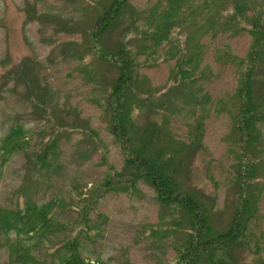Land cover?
<instances>
[{"label":"rangeland","instance_id":"1","mask_svg":"<svg viewBox=\"0 0 264 264\" xmlns=\"http://www.w3.org/2000/svg\"><path fill=\"white\" fill-rule=\"evenodd\" d=\"M237 1L194 0L166 13L169 0H130L104 40L116 48L127 27L137 25L127 36L128 45L140 50L134 58L136 94L128 101L132 137L148 141L154 154L163 150L172 158L183 186L207 208L213 230L230 225L241 191L239 171L246 162L252 166L246 239L219 251L217 258L223 264H256L264 259V44L253 82L261 118L250 145L237 116L242 73L261 35L253 28L264 25V0H243L247 7L240 13ZM110 2L0 0V205L40 204L57 196L67 203L55 201L51 215L63 226L47 240L48 247L35 250L45 264L52 260L48 251L83 227L76 219L90 204L92 189L130 171L109 110L118 65L89 49L90 30ZM158 22L165 25L160 44L152 34ZM182 66L189 77L182 75ZM17 125L26 141L2 164L4 138ZM52 139L57 144L50 165L37 175L29 152ZM90 207L86 225L94 227L79 238L91 261L174 264L177 247L187 237L183 210L159 202L144 181L134 190L115 186ZM10 235L16 239L14 230ZM5 239L0 230V264H21L11 259ZM198 264L216 263L201 259Z\"/></svg>","mask_w":264,"mask_h":264},{"label":"trees","instance_id":"2","mask_svg":"<svg viewBox=\"0 0 264 264\" xmlns=\"http://www.w3.org/2000/svg\"><path fill=\"white\" fill-rule=\"evenodd\" d=\"M210 1L215 3L216 0ZM184 3L193 5L194 0H169L170 7H166V13L175 12L177 6L181 7ZM205 3L208 4L209 0H205ZM128 4H130V0H111L110 4L102 9L99 18L90 30L89 49L98 59L114 62L118 65L119 75L112 92L109 94V110L114 120L112 132L122 147L124 160L130 171L126 175L115 173L112 178L106 180L103 187L92 189L91 196H89L90 204L81 209V219H76V223L78 225L83 224V227L70 237L66 243L61 245L59 249L48 251L52 258L50 264H107L100 257L91 261L83 255L81 249L82 242L79 236L85 230L88 231V229H93L94 227L93 224L86 225L89 211L93 207L90 206L93 202L96 203L104 192L115 186L124 190H134L139 181L149 184L155 190L156 197L162 204L179 206L187 218L189 225V228L186 229L187 237L177 247L174 264H198L201 259H208L216 264H223V261H219L217 258L218 252L227 251L231 245L246 239L245 232L248 220L251 217L249 215L252 213V177L254 171L251 169L252 166L248 167L247 162L245 167L239 171L238 177L241 179V191L231 223L224 230H213L207 208L195 192L183 186L176 175L177 167L173 164L172 158L166 156L163 150L158 155L154 154L146 140H142V142L135 141L131 134L132 109L128 107V101L130 96L136 94L133 87V73L138 64L135 63L134 58L140 50L136 51L132 46L128 45L127 36L129 31L138 27L136 24L127 27L122 35L120 45L116 48L108 46L104 40V33L120 18ZM236 4V9L239 13L245 11L247 5L243 0L237 1ZM259 25L261 29L255 30L253 28V31H258L261 35L253 43L248 66L242 73L239 86L240 106L237 126L243 136V140L248 145L252 144L256 139V132H258L257 123L261 118L259 114L260 109H262L259 103L255 104L253 102L254 71L261 57V49L264 44V25ZM164 26V24L159 22L154 26L152 34L158 41L164 33ZM160 43L161 41H159ZM181 72L184 77L190 76V71L187 67L182 66ZM21 131L24 132L21 125L12 127L10 133L4 138L2 147L5 149L6 156H4L2 164L7 162L10 152L13 153L12 151L16 147L19 149L23 148V142L26 141V138H21ZM56 144V139L48 140L39 150L29 152L31 153V158L34 156L33 173L38 175L37 171L41 167H49L51 153L55 150ZM244 156L245 154H242L241 159ZM250 159L254 158L250 157ZM39 176L43 177V174ZM55 201L64 207L67 206V203L61 200L59 196L40 204L28 201L25 205L14 208L0 205V230L6 234L4 244L6 243L9 247L13 262L45 264L46 261L35 250L36 248L48 247L47 240L63 226L60 224L59 219L51 215V209ZM12 230L16 232V239H13L10 235ZM22 234L25 236L24 239ZM256 264H264V259Z\"/></svg>","mask_w":264,"mask_h":264}]
</instances>
